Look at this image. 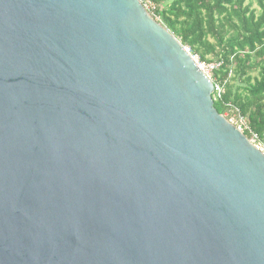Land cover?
<instances>
[{"label": "water", "instance_id": "1", "mask_svg": "<svg viewBox=\"0 0 264 264\" xmlns=\"http://www.w3.org/2000/svg\"><path fill=\"white\" fill-rule=\"evenodd\" d=\"M140 0H0V264H264V153Z\"/></svg>", "mask_w": 264, "mask_h": 264}, {"label": "trees", "instance_id": "2", "mask_svg": "<svg viewBox=\"0 0 264 264\" xmlns=\"http://www.w3.org/2000/svg\"><path fill=\"white\" fill-rule=\"evenodd\" d=\"M152 13L204 63L219 62L211 78L223 86L219 114L236 106L264 146V0H148ZM239 84H232L233 80Z\"/></svg>", "mask_w": 264, "mask_h": 264}, {"label": "built area", "instance_id": "3", "mask_svg": "<svg viewBox=\"0 0 264 264\" xmlns=\"http://www.w3.org/2000/svg\"><path fill=\"white\" fill-rule=\"evenodd\" d=\"M142 5L145 7V9L149 12V14L158 21V18L155 17L152 13L153 6L150 4L148 0H140ZM184 50L192 57V59L195 61V63L198 65V67L202 70V72L210 78V80L213 82V91L211 93L212 100L218 99L221 97V94L223 93V86L222 83L219 81H213L211 78L213 70L218 68L220 65L219 62H210V63H204L198 60L197 56H195L193 53H191V50L188 47L183 46ZM225 111L222 114L230 123H232L238 130H240L242 133L244 130H248V126L245 120V117H243L239 111V109L234 106L231 103H226L225 105ZM234 119V121H231ZM250 137L248 138L252 144H254L258 149H260L257 141V137L254 133H252L249 130ZM264 153V152H263Z\"/></svg>", "mask_w": 264, "mask_h": 264}, {"label": "rangeland", "instance_id": "4", "mask_svg": "<svg viewBox=\"0 0 264 264\" xmlns=\"http://www.w3.org/2000/svg\"><path fill=\"white\" fill-rule=\"evenodd\" d=\"M232 84H239V80H237V79L233 80ZM231 121H234V119H232ZM257 143H258V145L260 147V150L262 152H264V146L261 143H259V142H257Z\"/></svg>", "mask_w": 264, "mask_h": 264}]
</instances>
